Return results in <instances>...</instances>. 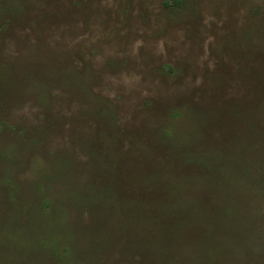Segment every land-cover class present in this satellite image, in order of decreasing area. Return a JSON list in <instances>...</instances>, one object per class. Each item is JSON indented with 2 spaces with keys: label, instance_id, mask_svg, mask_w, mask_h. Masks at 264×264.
Wrapping results in <instances>:
<instances>
[{
  "label": "rangeland",
  "instance_id": "rangeland-1",
  "mask_svg": "<svg viewBox=\"0 0 264 264\" xmlns=\"http://www.w3.org/2000/svg\"><path fill=\"white\" fill-rule=\"evenodd\" d=\"M0 264H264V0H0Z\"/></svg>",
  "mask_w": 264,
  "mask_h": 264
}]
</instances>
